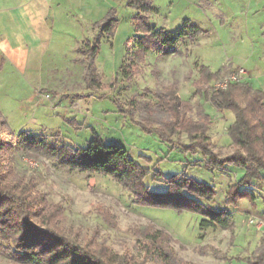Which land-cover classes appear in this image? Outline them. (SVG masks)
<instances>
[{"label": "rangeland", "instance_id": "obj_1", "mask_svg": "<svg viewBox=\"0 0 264 264\" xmlns=\"http://www.w3.org/2000/svg\"><path fill=\"white\" fill-rule=\"evenodd\" d=\"M149 1L154 9L144 15L152 25L176 32L188 21L199 28L198 34L193 40H182L174 53L166 56L149 53L144 62L137 64L141 72L128 80L121 67L131 62L127 42L139 35L136 18L140 11L129 0H104L99 9L93 10L72 8L86 30L92 20H101L110 9L116 11L118 25L111 36L102 37L95 59L99 86L90 87L85 65L79 61L66 71L44 74L45 79L54 82V86L50 83L51 87L44 85L46 88H39L38 82L29 83L27 77L0 66V112L9 126L1 129L4 138L10 140L11 133L17 135L23 131L33 135L45 132L48 141L54 144L84 147L96 132L105 142L126 148L133 159L149 170L145 184L153 191L165 192L168 189L165 179L182 172L209 183L211 179L207 177L212 175L204 168L186 169L188 162L197 160L196 154L173 147L155 133H146L121 107H129L135 96L140 103L136 117L141 118L146 115L144 106L153 99V92L177 82L183 100L192 104L202 102L211 115L209 134L216 152L224 156L233 153L227 133L233 114L217 111L195 95L193 82L199 76L200 65L208 66L213 72L220 71L216 80L203 86L210 91L214 82L244 68L248 72L246 81L264 91V0ZM89 31L95 37L94 28ZM87 41L83 37L80 43ZM66 53L74 54L71 50ZM183 140L187 138L184 136ZM11 167L15 178L27 180L33 176L32 195L46 198L41 203L45 210L44 225L36 219L35 222L89 248L105 260L115 255L140 262L148 260L146 264H162L147 258L146 249L160 247L169 252L167 248L172 247L180 262L169 264H250L239 258L257 251L264 236V225L259 227L258 223L249 222L251 215L256 218L264 215L262 185L251 188L256 205L245 199L239 208L230 209L235 221V240L230 244L232 231L219 227L202 229L204 216L198 213L140 204L114 178L59 167L56 159L42 152L16 154ZM243 172L233 167L215 173L212 180L217 196L211 203L213 209L225 207L229 184ZM157 173L162 174L159 180H155ZM149 226L167 232L172 237L170 245H154L146 237L155 229ZM205 246L225 252L226 258L203 249ZM0 264L20 263L2 252Z\"/></svg>", "mask_w": 264, "mask_h": 264}, {"label": "trees", "instance_id": "obj_2", "mask_svg": "<svg viewBox=\"0 0 264 264\" xmlns=\"http://www.w3.org/2000/svg\"><path fill=\"white\" fill-rule=\"evenodd\" d=\"M129 4L140 13L136 18L139 35L127 42L131 62L121 67L128 80L141 72L137 64L144 62L149 53L156 56L174 53L182 40H193L199 31L197 26L188 21L176 32L157 27L144 15L154 9L151 1L129 0ZM117 25L116 11L110 9L102 21L95 24L97 35L86 44L80 43L78 47L82 55L78 61L85 65L86 80L91 82L90 87L100 84L96 77L95 59L100 52L101 39L111 36ZM219 76L220 71L213 72L208 66L200 65L199 76L193 86L194 94L204 102L211 104L217 111H230L233 114L227 133L234 152L227 156L215 150L209 134L213 120L205 105L202 102L192 104L183 100L177 82L154 91L153 99L144 106L146 115L141 118L136 117L140 103L135 96L131 98L129 107H121V111L129 115L146 133H155L173 147L196 154L197 160L188 162L186 169L202 167L212 175L211 181L206 183L189 177L186 172L177 173L165 179L168 185L165 192L151 190L145 184L149 170L133 159L126 148L105 142L96 132L84 147L54 144L48 141L45 132L39 135L27 131L17 135L11 133L10 140H7L1 129L9 126L0 112V253L10 255L20 264H146L148 261L140 262L115 255H109L105 260L89 248L69 241L35 222L36 219L44 225L45 210L41 203L46 198L32 195L35 187L33 176L27 180L15 178L11 167V160L16 154L30 151L42 152L56 159L57 165L62 168L110 176L122 184L140 204L198 213L204 216L200 223L202 229L219 227L232 231V244L235 240V221L230 209L239 208L240 202L245 199L256 205V196L251 188L264 186V91L255 89L246 80L230 84L227 89H204L203 86ZM184 136L187 141L183 140ZM233 167L243 169L244 172L229 184L225 207L213 209L211 203L217 196V188L212 179L216 172H224ZM159 177L162 178L161 173H157L155 180H159ZM146 237L162 247L163 244L170 245L172 239L167 232L156 228ZM147 249V258H151V261H161L162 264L180 262L172 247L167 248L169 252L160 247ZM203 249L226 258V253L219 249L210 246ZM239 259L250 264H264V236L257 251Z\"/></svg>", "mask_w": 264, "mask_h": 264}, {"label": "crops", "instance_id": "obj_3", "mask_svg": "<svg viewBox=\"0 0 264 264\" xmlns=\"http://www.w3.org/2000/svg\"><path fill=\"white\" fill-rule=\"evenodd\" d=\"M103 1L0 0L1 69L11 68L27 77V82H38L39 88H46V84L51 87L50 83L54 86L44 74L66 71L76 63L82 57L78 52L79 43L83 37L94 38L89 34L92 27L97 35L95 24L108 13L101 20H92L86 30L71 9H99ZM70 50L74 54L67 56Z\"/></svg>", "mask_w": 264, "mask_h": 264}, {"label": "built area", "instance_id": "obj_4", "mask_svg": "<svg viewBox=\"0 0 264 264\" xmlns=\"http://www.w3.org/2000/svg\"><path fill=\"white\" fill-rule=\"evenodd\" d=\"M247 76V70L244 68H239L238 70H235L229 73L227 76L221 78L219 81L214 82L212 90L227 89L230 84L245 81ZM249 222L251 224L258 223L259 227H262L264 225V215L257 216V218L251 215Z\"/></svg>", "mask_w": 264, "mask_h": 264}]
</instances>
